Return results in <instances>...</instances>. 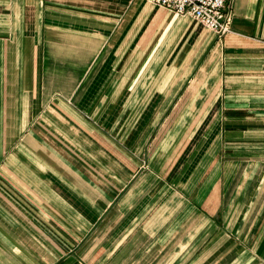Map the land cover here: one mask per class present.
Here are the masks:
<instances>
[{
  "label": "crops",
  "instance_id": "obj_1",
  "mask_svg": "<svg viewBox=\"0 0 264 264\" xmlns=\"http://www.w3.org/2000/svg\"><path fill=\"white\" fill-rule=\"evenodd\" d=\"M231 9L0 0V264H264V0Z\"/></svg>",
  "mask_w": 264,
  "mask_h": 264
},
{
  "label": "built area",
  "instance_id": "obj_2",
  "mask_svg": "<svg viewBox=\"0 0 264 264\" xmlns=\"http://www.w3.org/2000/svg\"><path fill=\"white\" fill-rule=\"evenodd\" d=\"M178 15H190L218 37L232 30L233 0H148ZM230 8V11L228 12Z\"/></svg>",
  "mask_w": 264,
  "mask_h": 264
},
{
  "label": "rangeland",
  "instance_id": "obj_3",
  "mask_svg": "<svg viewBox=\"0 0 264 264\" xmlns=\"http://www.w3.org/2000/svg\"><path fill=\"white\" fill-rule=\"evenodd\" d=\"M230 11V8H229V10H228V12ZM233 20H234V16H233ZM232 20V21H233ZM0 176H3V174H2V172L0 171ZM8 187L7 186H0V194H7L8 193ZM16 191V193H18L17 192V190H15ZM9 192H12V188H11V191H9ZM5 196V195H4ZM11 199H12V195H11ZM11 203H14V204H16V205H18V207L19 208H21L22 207V205H23V202L22 201H11ZM33 218V217H32ZM68 250H70V248H68Z\"/></svg>",
  "mask_w": 264,
  "mask_h": 264
}]
</instances>
